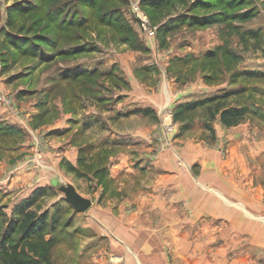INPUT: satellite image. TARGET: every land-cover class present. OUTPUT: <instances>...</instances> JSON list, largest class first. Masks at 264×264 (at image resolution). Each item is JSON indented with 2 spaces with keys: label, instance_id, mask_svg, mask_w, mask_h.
<instances>
[{
  "label": "rangeland",
  "instance_id": "obj_1",
  "mask_svg": "<svg viewBox=\"0 0 264 264\" xmlns=\"http://www.w3.org/2000/svg\"><path fill=\"white\" fill-rule=\"evenodd\" d=\"M229 1L0 0V264H264V0ZM221 93L249 114L174 119Z\"/></svg>",
  "mask_w": 264,
  "mask_h": 264
},
{
  "label": "trees",
  "instance_id": "obj_2",
  "mask_svg": "<svg viewBox=\"0 0 264 264\" xmlns=\"http://www.w3.org/2000/svg\"><path fill=\"white\" fill-rule=\"evenodd\" d=\"M173 0H140V4L143 6H150L152 8H159L163 5L170 3ZM230 7H234L236 4L239 3V0H230L229 2ZM14 12L8 11V15H13ZM104 20V18H103ZM198 22L196 20H191L190 23ZM204 23V22H201ZM200 23V24H201ZM11 22H9V25ZM168 31V28L161 29V35H164ZM8 32H6V39L8 38ZM164 39V38H163ZM248 77H263L264 72L262 71H249V72H241ZM228 95L225 93H221L215 95L213 97L204 99V100H195L190 102H183L179 103L175 106L174 109V119L175 120H182V117L185 113L193 111L194 109L201 107L208 103V111L210 114V118H214L216 114L219 115V119L225 125H234L237 124L240 120H242L247 114H249V109L246 105H227L225 104L226 97ZM142 112H147V110H141ZM70 169H73L72 167ZM42 195V191H38L34 193L33 196L30 198L22 201L16 207L14 214H17L16 218H11L7 222V226L4 230V233H8L11 230L10 226L12 225L13 228L16 227L18 229L20 235L22 237H41V234L44 232L47 226L46 216L44 214H36L33 211V206L36 202L38 196ZM0 215L3 214L0 213ZM50 221L55 225L56 219L53 218V215L50 217ZM8 234L7 237H9ZM46 245L48 243H45ZM51 246V244H48ZM8 264H41V261L37 258H20L17 256H13L9 259Z\"/></svg>",
  "mask_w": 264,
  "mask_h": 264
},
{
  "label": "water",
  "instance_id": "obj_3",
  "mask_svg": "<svg viewBox=\"0 0 264 264\" xmlns=\"http://www.w3.org/2000/svg\"><path fill=\"white\" fill-rule=\"evenodd\" d=\"M66 199L76 211H84L91 204L88 198L79 194L73 187L66 189Z\"/></svg>",
  "mask_w": 264,
  "mask_h": 264
}]
</instances>
